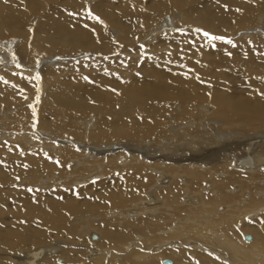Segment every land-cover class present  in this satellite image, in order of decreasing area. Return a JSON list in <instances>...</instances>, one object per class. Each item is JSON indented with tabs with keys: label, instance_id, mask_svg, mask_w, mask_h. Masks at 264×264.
<instances>
[{
	"label": "bare ground",
	"instance_id": "bare-ground-1",
	"mask_svg": "<svg viewBox=\"0 0 264 264\" xmlns=\"http://www.w3.org/2000/svg\"><path fill=\"white\" fill-rule=\"evenodd\" d=\"M219 1L232 12L229 16L225 17L220 10L215 16L201 19L197 15H201L206 5L200 1L196 5L199 13L196 16L190 11L182 14L177 25L216 23L219 32H207L217 36L230 34L233 37L236 33L253 31L254 40L251 41L257 45L245 44L247 39L245 42L233 41L235 48L231 46L228 54L222 56L220 49L226 43L214 41L212 49L213 42L209 44L202 34H197L196 45L191 48L193 34L170 33L180 37H168L169 30L176 29V22L173 20V24L168 26V20L150 31L149 37H153L159 31L157 27L168 28L163 30L166 36L157 37L152 49L154 57L149 63L143 62L134 51V42L138 40L132 33L133 25L136 20L146 17V11L138 0H118L117 7L123 4L124 7H120L122 12L117 15L112 12L114 7L110 0L104 1L99 8L93 6L94 11L88 8L103 23L86 16L82 0H0V68H3L0 71V108H18L14 107L16 113L5 108L13 114L5 115V124L1 123L4 119L0 116V189L10 188V175L22 176L24 168L25 173L34 174L40 170L63 174L66 168H70L69 161L79 160L82 152V161L73 165H81L78 175L97 169L98 178L112 184L107 187L96 184L102 193L95 195L94 202L82 204L68 197L61 202L58 193L50 196L39 192L35 196L27 187H20L17 194L1 191L0 217L7 213L9 218L14 200L39 196V207L32 210L33 220L46 228H55L54 232L61 235L73 222V232L76 226H82L79 234L88 242L86 251L82 245L73 243L76 241L75 232L61 237L67 244L55 240L49 246L24 252L21 246L26 248L30 243H44L48 236L32 224H29V231L16 229L17 218L11 216L15 221L11 222V230L2 233L0 228V264H13L9 257L17 260L15 264H159L158 261L165 257L175 259V264H264V215L259 219L258 228L243 223L264 212V95H261L264 93V44H260L264 39V15L254 23L251 16L258 12V3L251 0ZM56 3L67 6L60 12L61 7ZM182 9L178 7L173 11ZM42 11V19L33 28L29 18ZM259 12L264 13V10ZM110 22L118 29L116 40L114 37L111 39L115 33L109 35L106 32V24ZM146 28L147 23L141 30ZM121 32L125 36L123 39ZM18 40L19 45L13 47ZM163 44L167 51L165 47L161 50ZM190 48L187 52L181 50ZM232 53L240 55L230 56ZM67 55V62L73 63L69 69L70 64L61 62ZM50 57L51 65L45 64L47 60L43 63L42 59ZM134 67L146 70V75L130 80L125 71ZM39 68L48 89L39 107V118L41 112L43 115L35 123L38 127L39 121V128L44 132L34 134L40 139H48L45 143L33 142L34 148L29 150L30 146L24 145L30 143L27 135L21 137V145L16 144V140L18 131L28 125L26 118L31 110L22 104L24 89L34 86V70ZM64 72L69 74H62ZM61 76L66 80L63 81ZM202 104L214 106L217 119L224 127H218L217 121L210 126L202 120L192 122L190 129L195 127L196 132L201 128L205 130L198 133L200 140L195 141L175 121L181 123L187 116L206 115V107ZM175 110L177 114L173 112ZM48 115L53 118L48 119ZM178 116H182L181 120L177 119ZM55 118L58 125L54 124ZM220 128L223 131H219ZM150 134L160 135L161 139L158 149L149 155L146 152L150 147L141 150L136 143L132 146L133 142L131 146L107 148L108 144L118 141L137 142ZM7 140H15V143ZM2 142H6L5 145ZM117 151H125V154L120 156L115 154ZM107 153L112 155L106 158ZM111 170H115L117 176ZM241 176L243 190L238 185L242 183ZM119 178L125 179L132 192L123 190L120 194V188L113 190V182ZM213 178L219 179L216 187H213ZM251 178L262 181L256 185ZM147 179L152 182L145 191L143 184ZM178 180L192 184L186 186ZM229 184H232L229 192L223 194V189ZM200 186L205 193L213 191L204 199ZM241 191L243 196L249 195V201H240L241 196L237 192ZM135 198L145 200L140 202L139 199L132 207L125 208ZM222 204L227 207L218 206ZM114 206H118L117 209L109 213ZM216 207L221 213H215ZM233 207L244 208V214L232 215L236 211ZM197 212H202L197 220L188 216H196ZM84 213L99 215L100 219L97 216L92 219L75 217L67 223L69 218ZM161 213L166 215L164 220H168L171 227L151 238L143 235L149 224L147 221L128 223L138 217ZM212 213L218 221H211ZM115 220L120 222L117 224ZM98 222L97 229L102 233L95 229ZM93 223L96 225L91 227ZM236 228L237 238L241 237L242 242L233 238ZM94 235L96 239L92 238ZM130 236L134 238L133 242L129 241ZM244 236H250V241ZM104 237L113 242L115 248L111 249L119 250L102 248ZM175 244H180L181 248L174 249ZM148 247L152 248L151 253L146 251ZM63 248L68 249L61 257ZM223 250L228 253L223 254ZM10 252L18 255L19 259ZM194 253H198L195 259ZM80 256L81 259L69 262ZM119 257L121 259L117 261ZM87 261L90 262L84 263Z\"/></svg>",
	"mask_w": 264,
	"mask_h": 264
},
{
	"label": "rangeland",
	"instance_id": "rangeland-1",
	"mask_svg": "<svg viewBox=\"0 0 264 264\" xmlns=\"http://www.w3.org/2000/svg\"><path fill=\"white\" fill-rule=\"evenodd\" d=\"M61 1H63V0H61ZM82 1L84 3V6L86 7L85 10L88 12L89 9L93 8V6L96 7V8L101 7L102 3H104V1H106V0H82ZM119 1L120 2H124V0H119ZM200 1L204 2V4L206 6L201 11V15H197L199 13V11L197 10L196 5ZM251 1H254L255 3H258V12H256V15L251 16V18L253 19V22L256 23V22L259 21V18L264 15L263 12H259L260 10H264V1L263 0H251ZM138 2L140 4V6L143 8V10L146 11V14L144 15L146 17L136 20L134 25H133L132 33H133V35L136 34V39L138 40L137 42H134V45H135L134 51H137L136 53L139 55L138 57L143 62L149 61V63L153 60V57H154L152 55L155 52H153L152 49H153V47L155 45L156 40L158 39L157 37H161V36H166L167 35V34H163V30L165 31L168 28H162L161 26H159V28L157 27V29L159 31L157 33H155V35L153 37H149L150 31L151 30L153 31L156 28L157 25H159V24H161L163 22L167 23V21L170 20V23L168 25V26H170L171 24H173V20H174L176 22V25H175L176 29H174V28L172 29L171 28L169 30L171 32L168 33L169 34L168 37L172 38L174 35L176 36V38L180 37L179 34H170V33L193 34L192 40H191V42H192L191 48H193V46L196 45V38H197L196 35L197 34H202L200 32H196L195 31L196 29H202V30L209 31V32L213 33V32H219V27H218V24H216V23H211V24L201 23V24H198V25H193L192 23H190L188 26L187 25H177V22L182 17V14H186V13H188L190 11L191 14L194 15V16L197 15V16L201 17V19H204V18L208 19V18H210L212 16H215V14L218 13L220 10H223V13H224L225 17L229 16L232 13L230 10L225 8V6H223L219 0H189V1H186L184 3H181L179 0H138ZM109 3L113 4L112 7H114V8L112 9V12H113L114 15H117V14L122 12V9L120 7H124L123 6L124 4L121 5L120 7H117V5L119 4L118 0H110ZM109 3H108V5H110ZM56 4H59V3H56ZM50 6H51V4H50ZM59 6L61 7L60 12H61V10L63 12L64 8H66L67 5H65L64 3H60ZM46 7H48V5H46ZM178 7H183V9L180 10V11H173L175 8H178ZM93 11H94V8H93ZM91 13H93V12L91 11ZM41 14H42V16H41ZM42 17H43V11L40 14L32 15L29 18L30 26H32L33 28L37 27V25L40 22V19H42ZM36 20H38V21H36ZM146 23H147V28L144 31H142L141 28ZM263 24H264V22H263ZM106 30H107L106 31L107 34H109V35L115 33L114 35L111 36V39H112V37H114L115 40L117 39V37H118L117 34L118 33H116V30H118V29L115 28L113 22H110V23L106 24ZM252 33H253V31H249L247 33L243 32V33H236V35L233 34V37L230 34H222V36H224L226 39L230 38L232 41H240V42H242V41L245 42L246 39H247L245 44H248V45H251V46L252 45L255 46V45H257V43L254 44L252 42L254 40V37L252 36ZM248 34H251V35L248 36ZM242 36H243V38H242ZM258 37H259V35H258ZM123 38H125V36L121 32V39H123ZM249 38H250V41H249ZM259 39L261 40V38H259ZM262 40H264V39H262ZM262 40H261L260 44H264V41H262ZM248 41H249V43H248ZM19 42H20V40H18L17 43L15 42L13 47L16 44L18 46ZM122 42L123 43H127V41H123V40H122ZM240 42H238V43H240ZM213 45H214V41H213ZM213 45L211 46L212 49H213ZM141 46H143V47H141ZM231 46L232 45L226 43L225 46H223L220 49V52H221L222 56H225L226 54H228ZM164 47H165V45L163 44V46L161 47V50ZM191 48L190 49H181V50L183 52H187V51H190ZM233 48H235V47H233ZM165 50L167 51L166 47H165ZM162 52L164 53V51H162ZM240 53H232L230 56H236L237 54L240 55ZM261 55H262V53H261ZM66 57H64L61 62H65V63L70 64V65L67 64L68 65L67 68L69 69L71 67V64H73V63L67 62L68 58H69V55H67ZM212 57H211V61L215 63V61H213ZM51 59L52 58L50 57V58H46L44 60L42 59V61L44 63V61L50 60V63H51V61H52ZM57 59H59V58H57ZM37 61H38V58H37ZM37 61L35 62V64L37 63ZM28 63L31 64L32 62H28ZM43 63L41 65H43ZM50 63L48 61V63H45V64L49 65ZM65 65L66 64H63V66H65ZM67 68L64 67L63 69H66V71H68ZM2 69L3 68H0V71ZM59 70L61 71V69H59ZM34 72H36V76L38 75L40 77V80H37V79L34 78L35 79L34 86H29L28 88L24 89V96H22V104L24 105V108L25 107H29L31 110L28 111V115H27V118H26V120L28 119V121H27L28 125L26 126V128H23L22 130L18 131V133H17L18 140H16V144L21 145V143H22V141L20 140L21 137L22 136L24 137V135H27V140L30 141V143H25L24 145L25 146H30L29 150H32V148H34L35 144H33V142L34 143H36V142L45 143L47 141V139H48V138L40 139L39 137H37V135L34 134V132L35 133L36 132H42V133L44 132L43 129L39 128V121H38V127H36L35 123L43 115L42 112H41V116L39 118V114H40V108L39 107L42 106L41 104H43V97H45V95H46L45 91H47V89H48L46 87L47 85L43 82L44 79L42 78L41 68H39L38 71L34 70ZM62 74L66 75V74H69V73L68 72H66V73L64 72ZM145 75H146V70H142L141 68L134 67V69L129 68V69H127L125 71V76L128 77L130 80H138L139 77H142V76H145ZM61 78H64V77L61 76ZM65 80L66 79L64 78L63 81H65ZM69 81H70V77L68 78L67 82H69ZM35 83H36V85H35ZM202 105L206 107V104H202ZM14 107L17 108L16 106L0 108V116L4 119V120L1 121V123L5 124V115L6 116L7 115H11L12 116L13 115V114H9V112H7L5 108H11V110H10L11 113H14V111L16 113V110H15ZM5 111H6V113H5ZM173 112L175 114H177L176 110L173 111ZM181 117L182 116H178L177 119L181 120ZM214 117H216V118H214ZM47 118L51 119L53 117L48 115ZM54 120H55L54 124L58 125L57 124V119L55 118ZM197 120H202L204 123L208 124L209 126L212 123H214V121H217L219 123L218 127H224V125H222V121H219L217 119V115H216V112L214 111V106L212 104H208L207 105V107H206V115L187 116L185 118V121H182L181 123H176V121H175V124L177 126L181 127V130H183L185 132V134L188 135V137H189V134H191V136L194 138L195 141H199L200 140V135L198 133H201V132H203L205 130H203L201 128L198 132H196L195 131V127L192 128V129L189 128L190 123H192V122L197 123ZM10 122H12V121H10ZM49 122H50V120H49ZM59 125L61 126V124H59ZM204 127H206V126H204ZM219 131H223L222 128H220ZM46 133L50 134L51 131H46ZM28 134H29V136H28ZM161 134H162V131H161ZM160 139H161L160 135H152V134H150L147 138H145V139L143 138L142 140H137V142L136 141H130V142L118 141L117 143H114V144H108L107 148H111V147H113L115 145H118V146H120L122 148V147H125L126 145L127 146L128 145L131 146L133 143L134 144L132 146H135V143H136V146H139L137 148H141V150H146L147 147L148 148L150 147V151L146 152L149 155L150 152L155 151V150L158 149L159 143H160ZM7 141H9L11 143H15V140L14 141L13 140H7ZM186 141H189L188 138H186ZM2 143H3L2 145H5L6 142H2ZM64 144L68 145V146H73L70 143H64ZM65 145H62V146H65ZM149 145H151V146H149ZM170 147H169V150H170ZM107 148H106V150H107ZM124 152L123 151H120V152L117 151L115 154H120V156H121V155H123ZM80 155H79V157H80L79 160L78 159H71L69 161L68 165L70 166V168L69 169L66 168V171H64L63 174H53V173H48V172L40 171V170L35 172L34 174L33 173H29V172L25 173V168H24V174L22 176H16L15 174H13L12 176L10 175L11 187L10 188L7 187V188H5L3 190L0 189V192L2 191V192H9V193L17 194L19 192L20 187H27L28 189H32L31 192H33L35 196H36V193H39V192L48 193L47 195H50V196H53L51 194L58 193V194H60L59 198H60L61 202H65L67 197H68L67 199H72V201L78 202V203H81V204L84 203V202L85 203L94 202L95 195H97V194L99 195L100 193H102L101 189H99L98 186H96V184L99 183V184H102V187H107L110 183H105L104 181H102V177L98 178V176L96 175L97 174L96 173L97 169H95L94 171H91L89 174L87 173V174H84L82 176H81V174L78 175L79 172L77 170L79 169V167L81 165L80 166H76V165L73 166V165L75 164V162H81L82 161L83 158H81V157H84L83 152ZM111 155L112 154L107 153L106 158L108 156H111ZM184 156H187V155L184 154ZM85 164L86 163H83L82 165H85ZM115 170H111V171L114 173L115 176H117V172ZM243 173H245V172H243ZM72 174H73V177H71ZM190 178L194 179V177H190ZM174 179H176V178H173V180ZM208 179L211 180V177L208 176ZM251 179H253L252 183L256 184V185H259V183L262 181V179H255V178H251ZM41 180H42V183H43L44 186L41 185L42 184V183H40ZM217 180H219V179L213 178V182L215 184V185L213 184V187H216V181ZM151 182H152L151 179H147L144 182L143 186L145 188V191L147 190V188L151 184ZM240 182H242V183H240V184L238 183V185H241V188L243 190L244 189V184H243L242 176H241ZM178 183L186 185V186H189V185L192 184V183L191 184H184V183L179 182V180H178ZM110 185H112V184H110ZM125 185L129 189L126 188ZM231 185L232 184H229L227 187H225L223 189L222 193L223 194H227V192H229V189H230ZM46 187H48V188H46ZM51 187H54V188H51ZM112 187H113V190H115L116 188H120L121 189L120 190V194H122L121 191H123V190L125 192H129V190H131V192H132V187H130L125 182L124 178H121V179L119 178V179L114 180ZM204 189H207V188L204 187ZM98 190H100V191H98ZM104 190H105V188H104ZM145 191L142 192V197H143V194L145 193ZM199 191L201 192L202 195H204V199H205L207 197V195H209L213 191V189L211 190V192L205 193V192L202 191V187L200 186L199 187ZM237 193L241 196V199H240L241 202L249 201V195L243 196V192L242 191L241 192H237ZM181 196H183V194ZM139 199H141L140 202L145 200V198H135L133 200V202L130 203L129 205H127L125 208L132 207L136 202L139 201ZM150 201H152V200H150ZM180 201H181V198H180ZM162 205L160 207H162ZM185 205H187V204H185ZM223 205H226V204H222V205H218V206L221 207ZM37 206L39 207V196L37 198L28 197L27 199L14 200L13 201V205L11 207V208H13V210H12V213L9 214V218L7 217L8 215L6 216L7 213H3L1 215V217H0V219H1L0 228L3 230L2 233H5V230H8V229L11 230V224H12L11 222L14 221V219L11 220V216H15L17 218V220H16V225H17L16 229H18V230L26 229V230L29 231V224H32V225L36 226L35 229H39V230L43 231L48 236V240L46 242H44V243H36V244L30 243L28 246H26V248H24L25 245L21 246L22 247L21 250H23L24 252H26L27 250L34 249V248L36 249V247L49 246L55 240H60V241L65 242L67 244V242L64 241V239H62L61 237L66 235V234L67 235L74 234L75 232H76V234L74 235V237H75L76 241L73 242V243H78V245H82L83 246V250L86 251V246H87L86 243L88 242V239L86 240L85 238L81 237L80 234H79V233L82 232L79 229V227H82V226H79V225L76 226V230H75V232H73V222H71V221L75 217H84V218L92 219L93 217L97 216L98 219H100L99 215H94V214H90V213H84V214H78V215H75V216L69 218L67 220V223H70V222L71 223L68 224L69 225L68 228H65L63 230V232H62V235H61V234H57V233L54 232L55 228H51V227L46 228V226L41 224L39 221L37 223L35 220H33V211L32 210H33V208H35ZM189 206H192V205H189ZM117 207L118 206H114V207L110 208L109 209V213L114 212L117 209ZM193 207H195V206H193ZM226 207H227V205H226ZM156 208H159V207H156ZM151 209H153V208H151ZM233 209H235L236 211L233 212L232 215L238 214V213H241L242 215L244 214V208L233 207ZM197 213L198 214L196 216L193 215V214H189L188 216L192 217L195 220H197L199 218V216H200V213H202V212H197ZM215 213H221L219 211V209H217V207L215 209ZM215 213L210 214V216L212 217L211 221H218L214 217ZM262 215H264V212L256 214V218L251 220V221H245L244 220L245 222H243V223H246V224L251 225V226L253 225L256 228H258V222H259V219L261 218ZM163 216H166V215L164 213H161V214L156 215V216L138 217V218H136L137 220L134 219L135 221H128V223H137V222H140V221H143V220L147 221L149 224L146 225V228H145L146 231H145V233L143 235L145 237L151 238L155 233L167 232L170 229L171 224L169 223L168 220H164ZM248 216H250V215H248ZM107 217H108V215H106V218ZM109 217L111 218V216H109ZM7 219H8V221H7ZM115 221L117 222V224L120 222L119 220H115ZM163 223H166V225L163 226ZM117 224H115V225H117ZM95 225H94V223L90 224L91 227L95 226ZM98 225H99V222L95 226V229L98 232L102 233L101 231H99L97 229ZM117 227H118V229L122 230L123 232H127L126 229L123 228L122 226L117 225ZM127 229L130 230V228H127ZM237 230H238V228H236V230L233 231V234H234L233 238L234 237H236V238L239 237V234H238ZM14 231H16V230H14ZM134 233H138V232H134ZM126 234L131 235V233H126ZM156 237H158V236H156ZM237 239H239L241 241V237L237 238ZM192 240L204 243V242H202L200 240H197V239H192ZM101 241H103L101 243V247L102 248H107V249L113 250V251L119 250V248L118 249H111V248H115V246L113 245V242L110 240L109 237L108 238L104 237V239L102 238ZM129 241L133 242L134 238H131V236H130ZM83 244H86V245H83ZM174 246H175L174 249H176V250H178V248H181L180 244H175ZM184 247L188 248L189 246H184ZM66 249H68V248L61 249V253H60L61 257H62V253ZM71 249H73V248H71ZM160 249H163V247H160ZM146 251L148 253H151L152 248L148 247ZM222 253L226 254L228 252L223 250ZM10 254H13L14 256H17L18 259H19V256L16 255L15 253H13V252L11 253L10 252ZM197 254L198 253H194L193 254L194 255V259H195ZM121 255L123 256L124 254H121ZM0 256H1V251H0ZM81 257L82 256L75 257L73 260H71L69 262H73V261L79 260V259H81ZM120 257L117 258V261H119V259H121ZM188 257H189V254H188ZM224 257L226 258V256H224ZM9 259L11 260V263H13V264H15L17 262V260L12 258V257H9ZM94 259L95 258H93L92 260H94ZM163 259H166V260L168 259L173 264L176 263V260L173 259V258H170V257H165ZM162 260L158 261L159 264H160V261H162ZM105 261H106V259L104 260V262ZM89 262L87 261V262H84V263H89Z\"/></svg>",
	"mask_w": 264,
	"mask_h": 264
},
{
	"label": "snow or ice",
	"instance_id": "snow-or-ice-1",
	"mask_svg": "<svg viewBox=\"0 0 264 264\" xmlns=\"http://www.w3.org/2000/svg\"><path fill=\"white\" fill-rule=\"evenodd\" d=\"M225 8H227V6L225 5ZM237 11H240V9H237ZM70 15H75V14H72L70 13ZM86 16L94 21H97V22H100V23H103V21L100 20V18L98 16H95L94 14H92L90 11L86 12ZM85 27H87V25H84ZM196 32H200L202 33L203 37L206 38L207 40V43L209 44H212L213 41H222L224 43H227V44H230L232 45L233 47H235L236 45L233 43V41L229 38V39H226L224 36H217V35H213V34H210L209 32L207 31H203L202 29H196L195 30ZM215 45H213L214 47ZM143 47V46H141ZM2 79V78H0ZM36 79L39 80L40 77L37 75L36 76ZM85 79H87V77H85ZM4 83H7V81H4ZM261 95H264V93H262ZM29 191H32V189H29Z\"/></svg>",
	"mask_w": 264,
	"mask_h": 264
},
{
	"label": "water",
	"instance_id": "water-1",
	"mask_svg": "<svg viewBox=\"0 0 264 264\" xmlns=\"http://www.w3.org/2000/svg\"><path fill=\"white\" fill-rule=\"evenodd\" d=\"M92 238L96 239V236L94 235ZM244 239H246L247 241H250L251 238H250V236H244ZM162 264H171V261L170 260H164L162 262Z\"/></svg>",
	"mask_w": 264,
	"mask_h": 264
}]
</instances>
